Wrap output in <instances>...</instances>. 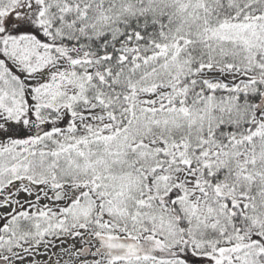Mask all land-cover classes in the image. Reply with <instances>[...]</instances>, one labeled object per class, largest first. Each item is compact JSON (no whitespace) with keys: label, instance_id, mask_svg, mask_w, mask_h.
<instances>
[{"label":"snow or ice","instance_id":"6c2138e0","mask_svg":"<svg viewBox=\"0 0 264 264\" xmlns=\"http://www.w3.org/2000/svg\"><path fill=\"white\" fill-rule=\"evenodd\" d=\"M0 264H264V0H0Z\"/></svg>","mask_w":264,"mask_h":264}]
</instances>
